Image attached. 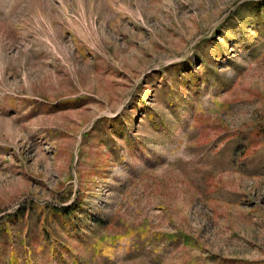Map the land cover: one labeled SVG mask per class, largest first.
<instances>
[{
    "label": "rangeland",
    "instance_id": "obj_1",
    "mask_svg": "<svg viewBox=\"0 0 264 264\" xmlns=\"http://www.w3.org/2000/svg\"><path fill=\"white\" fill-rule=\"evenodd\" d=\"M0 264H264V0H0Z\"/></svg>",
    "mask_w": 264,
    "mask_h": 264
}]
</instances>
